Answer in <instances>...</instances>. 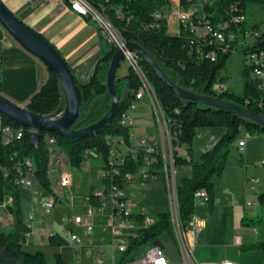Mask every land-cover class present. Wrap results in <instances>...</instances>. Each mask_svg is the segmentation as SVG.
Returning <instances> with one entry per match:
<instances>
[{
	"label": "trees",
	"instance_id": "1",
	"mask_svg": "<svg viewBox=\"0 0 264 264\" xmlns=\"http://www.w3.org/2000/svg\"><path fill=\"white\" fill-rule=\"evenodd\" d=\"M66 1L69 2V0ZM194 1L179 0L180 5L185 9L190 7ZM202 1V12L213 23L217 24L220 21L230 23L225 30L226 39L224 41H211L209 35L193 32L183 24L179 26L177 33H170L166 20L156 21L153 16L155 10L167 7L170 0H89L93 6L109 17L127 41L136 42L146 49L175 84L197 94L233 101L264 115V88L260 86L262 79L253 73V64L247 60L248 54L264 51V30L261 32L258 29V23L248 25L246 22L248 4L264 6V0ZM240 14L245 16L244 20L236 21L235 18ZM246 30H249L250 33L247 34ZM231 31L234 33V38L229 40L228 36ZM248 36L256 39L253 44H248L242 49L248 77L243 92L236 94L215 86L226 60L233 52L237 51L238 45L244 43V38ZM115 51L116 49L111 46L103 54L87 81L81 82L77 79L82 92L83 105L80 115L74 123V128H83L95 123L109 110L111 95L106 80L111 58ZM210 52L217 54L216 60L213 61L206 56ZM141 62L167 119L173 140L175 164L176 166L189 165L191 167L190 175L177 179L180 218L184 226H187L196 210V191L206 190L207 203L212 207L215 197L214 177L221 175L226 168L232 145L241 127L244 126L250 134L264 133V127L234 110L209 106L180 97L144 60ZM118 84H120L119 87ZM115 85L120 98L117 112L104 127L79 137H64L54 130H41L38 143L33 144L32 131L29 128L0 113L3 123L11 126L13 131L23 129L21 138L17 139L15 134L5 138L0 127V203L7 196H12L13 205L10 209L14 218L10 227L0 228V244L16 258V264H48L43 250H30L29 246L23 244L27 226L23 215L22 195L16 181L21 161L30 158L38 183L50 191L47 177L49 162L47 137H54L56 144L65 152L69 162L79 168L86 149L94 150V156L103 154L106 158L108 151L106 135L121 134L130 143V128L121 126L119 119L122 112L134 99L142 83L137 73L129 67L126 74L116 76ZM29 102L30 110L39 114H50L65 108L66 100L62 88L50 71L48 79L31 96ZM201 127H223L225 131L211 149L202 152L198 158H194L195 133ZM181 148L186 149V155L182 154ZM180 149L181 151H179ZM14 153H16V157L12 158ZM142 163L141 154L137 163L129 159L126 169L135 171ZM6 172L9 173L8 176L5 175ZM102 180L105 183H110V178ZM90 200L95 202L91 197ZM257 200L259 204L264 205V191L258 192ZM136 219L139 223L143 221V217L139 214H136ZM243 223L256 228L257 221L243 218ZM165 233L174 238L173 224L168 209L159 212L152 224L140 226L134 234L129 236L128 249L122 254L121 262H124L126 255L144 245L149 246L159 241V237ZM67 241L66 238L56 234L48 236V243L51 246H61ZM241 247L242 249L261 250L263 260L260 264H264V232L261 236L258 231V237L254 242L249 245H241ZM0 264L6 263L0 260ZM56 264L69 263L58 252L56 253Z\"/></svg>",
	"mask_w": 264,
	"mask_h": 264
},
{
	"label": "built area",
	"instance_id": "2",
	"mask_svg": "<svg viewBox=\"0 0 264 264\" xmlns=\"http://www.w3.org/2000/svg\"><path fill=\"white\" fill-rule=\"evenodd\" d=\"M69 4L74 11L93 20L99 27L102 35L106 38V41L116 50L121 49L129 67L133 70H137V75L142 85L138 89V96L135 98V102H139L144 97L149 99L148 103L151 107V116L155 119L154 124L157 128L159 127V132L149 135L148 137H140L135 145L131 144L133 134H130V143H128L126 138L121 134L106 135L108 151L105 163L97 173V176L102 181V186L93 189L90 194V197L93 198L95 202H92L89 197L93 206L88 209L85 215L65 214L62 218V228L60 230H55L53 223L48 224L50 230L49 235L56 234L66 238L68 241L70 240L78 250H83L85 257L92 259L91 264H105V254L90 245L87 240L76 231L75 227H82L83 234L86 237H93L98 227L102 234L106 236L102 237L101 240H106L109 247H112L113 250L117 248L123 254L128 249L129 237L127 239L123 238L124 229L127 227V220L135 221L137 229L142 225H150L155 221L154 218H151L147 214L144 207H141L137 213L133 211L134 203L126 194L125 185L134 184L136 186L138 182L152 181L157 179L159 175H162L165 183V192L169 199L168 211L173 224L179 264H238L231 259L200 261L195 256L196 241L206 225V219L197 216L195 212L187 226H184L181 221L177 191V166L175 164L173 140L159 99L141 62V56L127 47L128 41H124L123 35L116 34L113 25L104 23L103 16L100 14V9L93 6L89 0H69ZM153 16L156 21H159L166 18V13L163 9H157L153 12ZM174 18L177 20L179 26L183 24L184 27L190 28L191 31L199 34H207L211 41L218 42L226 39L225 30L230 25L228 21H220L215 24L208 19L204 13L193 15L191 11L186 10L178 12ZM244 18L245 16L240 14L235 20L240 21L244 20ZM202 28L203 31L201 30ZM246 33H250L249 30H246ZM228 38L229 40L234 38V33L232 31ZM206 56L210 57L213 61L217 58V54L214 52H210ZM247 60L253 64V73L262 79V84L260 86L264 88V51L248 54ZM134 109L135 103L134 106L125 110V113L122 114L121 119H119L121 126L130 128L134 125L135 116L132 113ZM63 112L64 109H58L48 115H51L53 118H59L62 116ZM0 127L2 128L5 138L12 134H15L17 139L23 136V129L13 131L11 126L3 123L2 117H0ZM46 140L50 142L53 151L52 169H50V172H47L51 190H47L43 185L38 183L33 165L30 164V158H25L21 161L22 164L16 179L19 190L23 188L31 193V200L29 203L30 213L28 219L25 220L27 226L23 239V244L25 246L33 244V220L37 206L44 209L42 217L52 213V209L56 203L52 198L57 196L53 181L56 180L59 190H63L66 186L73 185L70 174L64 169L66 163L69 162L68 157L61 153V149L56 144V140L50 139V137H47ZM244 146L245 140H241L238 147L243 149ZM181 149L179 151H181ZM94 154V150L86 149L80 168L85 167L86 160L90 157L95 158ZM141 154L143 163L139 165L135 171L126 169L128 160L131 159L137 163ZM97 155L99 156V154ZM14 157H16V153L12 155V158ZM5 175L8 176L9 173L6 172ZM104 178H110V183H105L102 180ZM256 181H258V179H256ZM41 188L50 192L52 198L40 197L37 202H35L34 198L40 195ZM255 191L258 194L259 190L255 188ZM198 198L202 200V203H206L208 198L206 190L201 189L196 191L195 201ZM256 202H258V200ZM254 203L255 201H247L245 206L250 208ZM12 205V196H7L6 199L0 203V209H10ZM107 207L111 210L110 214L105 212ZM95 208L97 213L94 212ZM136 214L143 217L142 223L138 222ZM100 216L106 218L104 223H97V221H94L95 217ZM235 241L236 243H240V238L237 237ZM78 253L80 255L81 252L78 251ZM74 264H80V261H76ZM123 264L176 263L166 253L165 246L160 241H157L150 244L142 256L124 259Z\"/></svg>",
	"mask_w": 264,
	"mask_h": 264
},
{
	"label": "rangeland",
	"instance_id": "3",
	"mask_svg": "<svg viewBox=\"0 0 264 264\" xmlns=\"http://www.w3.org/2000/svg\"><path fill=\"white\" fill-rule=\"evenodd\" d=\"M177 0H170L167 7L163 8L166 13V17L172 14L176 15L180 11H191L193 15L203 13V1L195 0L194 3L187 9L183 8ZM167 8L171 10L167 11ZM247 24L253 25L259 24V30H264V6L259 4H248L246 9ZM166 20V18H165ZM203 31V28L201 29ZM245 41L239 44L237 51L233 52L226 60L225 66L221 69L215 86L222 87L241 94L244 89L245 82L247 80L245 56L242 53V49L248 44H253L256 38L248 36L244 38ZM247 39V40H246ZM129 64L126 59H123L118 67L117 75L121 76L128 72ZM118 87L120 84L117 85ZM148 98L144 97L140 102H135V109L132 113L135 116V122L130 127V133L134 134L131 139V144H136L140 137H148L156 132H159V127L155 126V119L151 116V107L147 106ZM131 101V100H130ZM129 101V103H130ZM225 129L223 127H201L196 130L194 143H193V155L194 158L213 147L217 140L222 136ZM245 140L247 148H249L248 155L238 149L239 142ZM182 153L186 155L185 148L182 149ZM90 162L86 160L84 168L73 166L70 162H67L64 166L73 181L72 186H66L63 190H59L56 184V180L53 181L57 196L52 198V195L47 190L41 188L40 195L35 196L34 200L40 197L52 198L56 201L52 213L44 215V209L37 206L34 213L33 230L35 236L38 238L41 235L44 237L43 243L30 245V250H43L45 253L48 264H56V253L61 251L63 258L69 264L74 261V255L71 251L63 249L61 246H51L48 243V235L46 234L47 224H54L55 230L62 228V218L65 214L85 215L88 209L93 206L89 197L92 192L91 187L94 189L102 186V181L97 176L98 171L101 170L105 163L103 154L98 157L92 158ZM264 133H253L242 126L241 130L235 139L232 150L229 155L227 166L221 175L215 176L214 180H217L216 193H222V202L219 203L215 200L213 208L208 205L201 204L200 198L196 199V215L199 217H206L207 222L202 232L199 234L196 247L195 256L198 260H206L207 258H213L217 260L231 259L238 264H260L263 260V252L259 249H242L241 246L235 243V237L240 235L243 243L249 245L247 242L249 239L248 234L252 230L242 224V218L255 219L256 230L260 232L262 236L264 230V205L259 204L257 201V193L255 188L260 192L264 191ZM248 172L249 179L247 181L245 173ZM191 167L189 165H179L176 167V177L190 175ZM258 179V181H256ZM219 181V182H218ZM81 187V188H80ZM24 200L22 202L24 219H28L30 213L29 202L31 200V193L23 188H20ZM126 194L134 203L133 211L138 212L141 207H144L147 214L151 218H156L159 212H162L169 208L168 195L165 192V183L162 175L152 181L138 182L134 184L125 185ZM144 194V196H143ZM224 195V196H223ZM247 201H255L254 205L250 208H246L244 204ZM206 204V203H205ZM4 210L8 218L0 221V226L8 227L10 225V219H14L11 209ZM9 210L11 214H9ZM110 208H106L105 212L110 214ZM97 213L96 208L94 210ZM214 214L211 216V214ZM12 215V216H11ZM13 223V220H11ZM96 222V221H95ZM11 223V224H12ZM246 227V228H245ZM76 231H83L82 227L76 226ZM244 228V229H243ZM137 231V225L135 221L127 220V227L124 229L123 238L127 239L131 234ZM166 248L168 256L176 263L179 264L178 249L175 239L169 234H162L158 239ZM126 243V241H125ZM148 245L135 250L131 254L126 255V258L139 257L144 254ZM259 256L260 259L255 261L254 257ZM122 252L117 248L115 250L110 247L105 253V264H123L121 262ZM88 260L83 256V263L87 264ZM89 264V262H88Z\"/></svg>",
	"mask_w": 264,
	"mask_h": 264
},
{
	"label": "crops",
	"instance_id": "4",
	"mask_svg": "<svg viewBox=\"0 0 264 264\" xmlns=\"http://www.w3.org/2000/svg\"><path fill=\"white\" fill-rule=\"evenodd\" d=\"M1 1L15 15H17L27 25L40 33L47 41L56 47V49L61 53L68 65L71 67L77 79L81 82H85L90 78L98 60L107 50L111 48V45L106 41V38L100 32L97 24L90 18L80 15L74 11L70 7L69 2L66 0ZM177 1V3H180L179 0ZM166 10L172 11L171 8H167ZM174 17V11H172L171 15L166 17V24L170 33H177L179 29V24ZM0 52V91L18 103L28 102L31 96L37 92L41 85L48 79L49 70L47 66L38 57L30 53L21 44H19L1 24ZM123 75L124 74L121 76ZM146 105L149 106V103L147 102ZM246 145L247 143L245 142L244 148L241 149L238 147V149L247 156L249 148H247ZM92 158L93 157H90L88 160L92 162ZM245 176L248 181V172L245 173ZM220 179L221 178H218L217 180L220 181ZM217 180H214L215 197L211 209L213 208L215 200L221 203L223 199L222 193H216ZM91 189L93 190L94 188L91 187ZM21 195L23 202L24 197L22 192ZM201 204H204L205 206L208 205L210 207L207 202L206 204L201 202ZM3 211L4 210H0L1 222H4L2 220H6V218H8V215ZM9 214H11L10 210ZM213 215L214 214H211V216ZM204 218L207 222V218ZM11 220L13 219H10V225H8V227L11 226ZM94 221H97V223H104L106 218L102 216L95 217ZM241 222L244 224L243 218ZM8 227L0 226V228ZM246 227L252 230L251 233L248 234L249 239L247 242H254L258 237L256 228L250 225H246ZM49 231V226L47 224L45 231L47 235H49ZM78 232L83 236L84 239L87 240L90 245L104 254L106 253L107 249L110 248L106 240H101V238L105 235L102 234L98 227L93 237H86L83 234V231ZM237 237L240 238V243H236V241L235 243L239 246L245 245L243 243L242 237L237 235L235 240ZM43 241L44 237L42 235L37 238L33 232L32 245L37 243L39 245L43 243ZM61 247H64L63 249L67 248V250L71 251L74 255V261L72 264H74L76 261H80V264L83 263V250H78L70 240L67 241L66 244L61 245ZM78 251L81 252L80 255ZM86 258L89 264H91L92 259L88 257ZM254 258L255 261L260 259L258 255ZM202 261H217V259L215 260L213 258H207L206 260Z\"/></svg>",
	"mask_w": 264,
	"mask_h": 264
},
{
	"label": "water",
	"instance_id": "5",
	"mask_svg": "<svg viewBox=\"0 0 264 264\" xmlns=\"http://www.w3.org/2000/svg\"><path fill=\"white\" fill-rule=\"evenodd\" d=\"M0 24L19 44L38 57L47 66L48 70L60 84L66 100L62 116L59 118H53L48 114H39L31 111L29 108V101L18 103L0 91V113L29 128L32 131L31 137L33 144L38 143L39 132L41 130H54L64 137H79L104 127L112 119L120 106V98L117 93L115 81L118 67L124 59V53L121 49H117L113 53L107 71L106 84L111 95V106L109 110L95 123L83 128H74V123L79 117L82 109L83 97L81 88L77 82V77L65 58L40 33L35 31L15 15L1 0ZM127 47L137 52L142 60H144L161 79L170 85L180 97L207 104L209 106L234 110L264 127L263 114L252 111L248 107L237 104L233 101L211 95L197 94L193 91L184 89L169 79L155 59L141 45L133 41H128ZM97 156L98 155H95V157ZM0 260L6 264L17 263L16 258L2 244H0Z\"/></svg>",
	"mask_w": 264,
	"mask_h": 264
},
{
	"label": "bare ground",
	"instance_id": "6",
	"mask_svg": "<svg viewBox=\"0 0 264 264\" xmlns=\"http://www.w3.org/2000/svg\"><path fill=\"white\" fill-rule=\"evenodd\" d=\"M100 14H102V16H103V19H104V23H106V24H109V25H113L114 26V30H116V34H121V35H123L122 33H121V31L111 22V20L109 19V17L105 14V13H103V12H101L100 11ZM124 41H127L126 39H125V37H124ZM247 57H248V55H247ZM136 73H137V70H134ZM137 96H138V90H137V92H136V94H135V97H134V99L132 100V102L128 105V107L127 108H131L132 106H134V103H135V98H137ZM125 113V110L122 112V114H124ZM122 114H121V116H122ZM121 116H120V119H121ZM0 117H1V114H0ZM50 139H54V140H56L54 137H50ZM47 141V143H48V147H49V162H48V172H50V169H52V165H53V151H52V146H50V142L48 141V140H46ZM61 149V148H60ZM61 153H63L65 156H66V154H65V152L61 149ZM30 164H32V161L30 160ZM33 165V164H32ZM33 170H34V168H33Z\"/></svg>",
	"mask_w": 264,
	"mask_h": 264
}]
</instances>
